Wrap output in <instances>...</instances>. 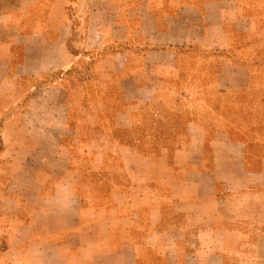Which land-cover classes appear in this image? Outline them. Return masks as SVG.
<instances>
[{
	"label": "crops",
	"instance_id": "1",
	"mask_svg": "<svg viewBox=\"0 0 264 264\" xmlns=\"http://www.w3.org/2000/svg\"><path fill=\"white\" fill-rule=\"evenodd\" d=\"M76 6L87 19L78 44L95 54L111 48L101 56V98L92 108L122 112L112 123L134 145L107 134L94 151L93 137L85 135L73 141L77 149L54 151L53 143L67 137L61 133L67 117L32 125L18 116L5 120L0 264H191L192 258L223 264L227 255L243 264L250 233L237 220V228L222 227L216 185L239 193L237 206L260 198L264 209V117L255 119L264 116V66L252 65L264 64V0H78ZM95 16L102 21L94 23ZM64 27L55 43L72 36L73 28ZM70 55L71 65L82 57ZM12 56L0 46V65L10 68ZM6 76H0L3 111L18 103L9 98L21 96ZM116 79L120 92L133 96L117 106L108 87ZM55 90L54 110L81 107L79 96H91L89 86L76 98ZM165 110L182 112L180 129L160 115ZM89 123L83 125H95ZM159 140L169 145L155 146Z\"/></svg>",
	"mask_w": 264,
	"mask_h": 264
},
{
	"label": "rangeland",
	"instance_id": "2",
	"mask_svg": "<svg viewBox=\"0 0 264 264\" xmlns=\"http://www.w3.org/2000/svg\"><path fill=\"white\" fill-rule=\"evenodd\" d=\"M102 19L101 16H95L93 22L98 23ZM86 22L87 19H85L84 15L78 17L75 10V0H0V46L10 48L13 53L11 58L14 61L10 64V68L7 65H0V76L3 73L8 74L6 77H9V83L13 82L16 84L15 88L21 93L19 101H15L16 98L12 99V97L8 99V103L18 102L12 107L11 104L8 105L11 109L8 111L0 109L1 139L3 133L2 123L12 117L18 116L23 122L31 125L38 122L44 124L46 120L53 118L65 119L67 117L68 128L61 132L67 137L62 140L61 145L57 144V142L53 143L54 151L60 150L62 146L63 149L61 150L71 149L73 141L85 135L93 137L94 142L90 146L94 151L101 150L106 145L102 143V139L107 134L114 135L115 138H125L128 141L125 144L126 146L134 145L133 140L129 139L131 136H124L126 133L121 129H117L113 124L122 112L117 109L97 110L92 108L96 107L98 100L101 98L98 81L102 70H99L96 63H88L91 66H87L89 60L83 56L80 57L76 64L71 65L69 62L73 58L70 55L72 54L71 52L77 49L81 52V55L91 56L90 53H87L89 52V47L79 45L73 41L69 42V46H67V41L71 39V36H68L65 41L61 42L59 40L58 43H55L57 39L56 31L60 29V25L63 27L67 25L68 28L64 27L67 30L72 27L75 32L78 28L83 27ZM44 32L48 33V35H44ZM40 33L42 34L40 35ZM241 33L240 37L244 39V29L241 30ZM45 38L48 42L43 43ZM32 40H34L35 44L32 43ZM26 46L29 52L26 51ZM238 49L237 58L241 57V61H243L239 63L246 65V62H244L245 57H242L240 53L244 51V48L239 47ZM198 51L196 50V52ZM10 55L11 53H9ZM23 60L25 61L24 64H22ZM116 65H118V62ZM252 65L254 69H262L264 66L262 62H254ZM60 67H63V69H60ZM86 67L91 68V70H86ZM71 68L74 71L67 73ZM88 76L91 79L90 81L80 80V77L86 78ZM120 79L118 80L119 82L123 81ZM3 81L4 79L0 77V82L2 83ZM86 86H89V94L91 96H79L78 102L82 104L81 107H76L69 111L63 108L59 110L53 109L54 103L58 101L55 87L64 88V90L71 93L74 92L76 98L77 92ZM119 86L122 88L123 84L117 83V79L111 81L108 86L113 88L109 89V92H111L109 102L115 104V106L125 104L128 98H133L132 95L124 96L118 89ZM65 98L67 97L65 96ZM69 99V101L75 102L72 97ZM181 113V111L171 112L165 110L160 112V115L174 120V130H178L182 119ZM242 113L244 112H238V114ZM261 117L264 116L259 113L255 119L259 120ZM149 119L148 112L144 120V124L147 123V126L146 128L144 127L145 129L143 128V135L149 132ZM84 122H93L92 124L95 125L92 126L89 123L90 125L86 127L83 125ZM108 123H110V126H107ZM163 125L164 122L163 124L158 123L159 128ZM39 129L40 127L38 126L28 127V130L35 135L42 132V128L41 131ZM154 145L167 146L169 144L159 140ZM149 146V142H145L142 148L147 150ZM115 147H117V144L112 145V148ZM77 148L75 146L71 150ZM216 193L223 205L224 220L222 227L227 230L237 228V220L238 224L247 227L250 233V238L245 242L248 243L247 248L245 244L243 246V264H264V209L262 200L260 198L250 199L247 204L241 202L242 207H239L236 203L241 200V195L232 192L229 186L218 183L216 185ZM236 216H238V219H236ZM195 262L196 259L192 258L190 263L193 264ZM235 263V258L228 255L224 257L223 264ZM238 264H241L240 258Z\"/></svg>",
	"mask_w": 264,
	"mask_h": 264
},
{
	"label": "trees",
	"instance_id": "3",
	"mask_svg": "<svg viewBox=\"0 0 264 264\" xmlns=\"http://www.w3.org/2000/svg\"><path fill=\"white\" fill-rule=\"evenodd\" d=\"M77 2H78V0H75V10L77 9V6H76ZM79 34H80V33H78L77 31H75V32L73 31V34H72V36H71V39L67 41V46H69V42H71V41L79 43V39L77 38V37L79 36ZM74 40H75V41H74ZM108 50H111V48L105 50V52H103V53H101V54H95V53L93 52L92 48H89V49H88L89 52H87V53H90L91 56H88V57H90V60L87 62V64H88V63H91V64L96 63V65H97V67L99 68V70H102V69H101V68H102V63H101V61H102V57H101V56L105 55V54L107 53ZM71 53H72L73 55H75V56H79V55L81 54V52H80L78 49L75 50V51H72ZM82 56H83V57H87L85 54H84V55L82 54ZM85 59H86V58H85ZM87 66H91V65L88 64ZM93 66H94V65H93ZM88 69H89V68L86 67V70H88ZM89 70H91V68H90ZM89 70H88V71H89ZM71 71H74V70L71 68V69H69V70L67 71V73H70ZM97 73H98V72H97ZM85 75H86V74H85ZM80 80L90 81L91 79H90V77L88 76V77H86V78H81V77H80ZM3 150H4V148H3V144H2V139H1V137H0V153L3 152Z\"/></svg>",
	"mask_w": 264,
	"mask_h": 264
}]
</instances>
